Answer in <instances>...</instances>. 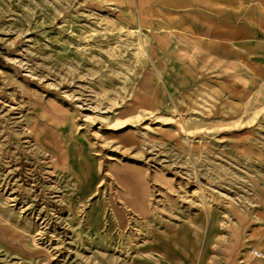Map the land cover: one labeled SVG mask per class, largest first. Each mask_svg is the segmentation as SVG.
I'll use <instances>...</instances> for the list:
<instances>
[{
    "label": "rangeland",
    "instance_id": "374dc122",
    "mask_svg": "<svg viewBox=\"0 0 264 264\" xmlns=\"http://www.w3.org/2000/svg\"><path fill=\"white\" fill-rule=\"evenodd\" d=\"M169 34L125 25L105 0H0V264H130L73 217L101 215L114 163L170 177L167 191L153 184L155 199L222 210L209 264H264L250 253L264 249V114L187 124L199 115L187 114V75L159 68L175 55L154 37ZM203 128L212 139H199ZM251 129L238 148L224 138ZM235 209L251 214L238 237Z\"/></svg>",
    "mask_w": 264,
    "mask_h": 264
},
{
    "label": "crops",
    "instance_id": "0c3cea01",
    "mask_svg": "<svg viewBox=\"0 0 264 264\" xmlns=\"http://www.w3.org/2000/svg\"><path fill=\"white\" fill-rule=\"evenodd\" d=\"M105 2L115 5L117 18L129 27L169 30L166 37H154V43L169 44L175 55L159 65L162 76L181 75L178 69L187 75V114L199 113L187 124H249L262 117L264 0ZM169 83L171 90L180 88L174 81ZM152 101V106L161 104L158 98ZM207 129L197 133L199 139H212ZM225 133L224 138L237 142L234 147L238 148V142L253 138L256 129ZM248 152L261 154L255 146H249ZM115 164L118 169L111 166L110 173L117 186L100 201L101 215L83 219L73 215L74 221H84L94 237L102 238L130 264H209L223 235L222 210L174 194L155 199L153 184L167 191L173 187L170 177L162 171L152 172L146 165ZM233 215L238 237L239 221L248 220L251 214L235 209Z\"/></svg>",
    "mask_w": 264,
    "mask_h": 264
},
{
    "label": "built area",
    "instance_id": "2783aa9c",
    "mask_svg": "<svg viewBox=\"0 0 264 264\" xmlns=\"http://www.w3.org/2000/svg\"><path fill=\"white\" fill-rule=\"evenodd\" d=\"M250 253L254 256L261 258L264 261V250L262 248L252 246L250 248Z\"/></svg>",
    "mask_w": 264,
    "mask_h": 264
},
{
    "label": "bare ground",
    "instance_id": "6f19581e",
    "mask_svg": "<svg viewBox=\"0 0 264 264\" xmlns=\"http://www.w3.org/2000/svg\"><path fill=\"white\" fill-rule=\"evenodd\" d=\"M75 197V196H74ZM77 197V196H76ZM78 199V198H77Z\"/></svg>",
    "mask_w": 264,
    "mask_h": 264
}]
</instances>
